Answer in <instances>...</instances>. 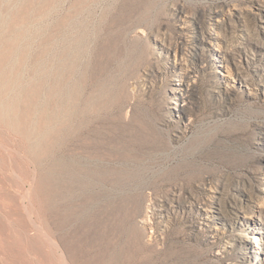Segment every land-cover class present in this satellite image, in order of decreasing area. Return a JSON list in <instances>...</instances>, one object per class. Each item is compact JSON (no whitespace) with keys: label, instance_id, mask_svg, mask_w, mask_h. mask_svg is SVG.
I'll list each match as a JSON object with an SVG mask.
<instances>
[{"label":"rangeland","instance_id":"374dc122","mask_svg":"<svg viewBox=\"0 0 264 264\" xmlns=\"http://www.w3.org/2000/svg\"><path fill=\"white\" fill-rule=\"evenodd\" d=\"M0 100V264H264V0H0Z\"/></svg>","mask_w":264,"mask_h":264},{"label":"bare ground","instance_id":"6f19581e","mask_svg":"<svg viewBox=\"0 0 264 264\" xmlns=\"http://www.w3.org/2000/svg\"><path fill=\"white\" fill-rule=\"evenodd\" d=\"M146 12V11H145ZM50 41V40H49ZM64 41V40H63ZM55 43V42H54ZM78 45V44H77ZM71 47V46H70ZM69 48V47H68ZM65 49V48H64ZM68 50V49H67ZM69 51V50H68ZM66 51V52H68ZM58 52V51H57ZM60 53V52H59ZM64 53V52H63ZM73 53V52H72ZM72 55V54H71ZM63 56V55H62ZM60 58V57H59ZM74 58V57H73ZM76 58V57H75ZM37 59V58H36ZM47 60V59H46ZM61 60V59H60ZM74 60V59H73ZM41 61V60H40ZM76 61V60H75ZM77 62V61H76ZM50 63V62H49ZM71 63V61H70ZM78 63V62H77ZM80 63V62H79ZM55 64V63H54ZM64 64V63H63ZM75 64V63H74ZM39 65V64H38ZM60 65V63L58 64ZM67 66V63L65 64ZM69 65V64H68ZM78 65V64H77ZM80 65V64H79ZM52 66V65H51ZM65 66V67H66ZM41 67V66H40ZM57 68V67H56ZM63 68V67H62ZM67 68V67H66ZM64 68V69H66ZM72 68V67H71ZM75 69V67H73ZM41 69V68H40ZM46 69V68H45ZM49 69V68H48ZM54 69V68H53ZM69 70V69H68ZM38 71V70H37ZM40 71V70H39ZM50 71V70H49ZM70 71H74L73 69ZM61 72V71H60ZM59 72V73H60ZM68 72V71H67ZM35 73V72H34ZM53 73V71H52ZM57 73V72H56ZM74 73V72H73ZM49 74V73H48ZM38 75V74H37ZM36 75V76H37ZM59 75V74H58ZM69 75V74H68ZM57 76V75H55ZM82 76V75H81ZM42 77V76H41ZM44 77V76H43ZM63 77V76H62ZM67 77V75H66ZM70 77V76H68ZM67 77V78H68ZM83 77V76H82ZM37 78V77H36ZM51 78V77H50ZM55 78V77H54ZM38 79V78H37ZM41 79V78H40ZM63 79V78H62ZM66 79V78H65ZM74 79V78H73ZM72 79V80H73ZM81 79V78H80ZM54 80V79H53ZM82 80V79H81ZM46 81V80H45ZM77 81V79H76ZM49 84V83H47ZM45 85V84H44ZM79 83L77 82H72L69 84L68 81L66 80H61L53 83V86L49 87L46 90L47 98L48 101L50 102V107H51V114L49 115L48 121H49V130H48V135L50 136L51 144V154L52 157L55 155V149L59 147L58 143V138L61 135L62 140L66 141L68 139L69 135V128H70V122H71V115L73 114L76 103L78 100V86ZM76 86V88H75ZM32 88V87H31ZM40 89V86H36V90L38 91ZM43 89V88H42ZM45 89V88H44ZM23 95V94H22ZM36 95L39 96V94L36 92ZM45 95V94H44ZM20 96V95H19ZM79 96V95H78ZM81 96V95H80ZM13 97V96H12ZM41 97V96H40ZM20 98V97H19ZM44 98V97H43ZM46 98V99H47ZM77 98V99H76ZM18 99V98H17ZM15 101V100H14ZM41 102V101H40ZM85 102V101H84ZM80 103V100H79ZM89 103V102H88ZM14 104V103H13ZM86 104V103H85ZM91 104V103H90ZM89 104V105H90ZM9 105V104H8ZM78 105V104H77ZM87 105V106H89ZM0 106L4 107V103L0 100ZM35 108L37 109H42L43 105L41 104H36ZM84 108V106H83ZM4 109V108H3ZM8 111V110H7ZM46 113V112H45ZM29 114V113H28ZM12 115V114H11ZM25 115V114H24ZM36 115V114H35ZM74 115V114H73ZM81 115V114H80ZM3 117V116H2ZM23 117V116H22ZM10 118V117H9ZM24 119V118H23ZM46 119V118H45ZM45 121V120H44ZM47 121V122H48ZM43 123V122H42ZM43 125V124H42ZM74 131V130H73ZM73 133V132H72ZM26 134V133H25ZM76 134V133H75ZM48 136V137H49ZM59 136V137H58ZM43 137V136H42ZM60 137V138H61ZM67 149V148H66ZM58 152V151H57ZM47 157V156H46ZM65 160V159H64ZM54 161V160H53ZM67 165V164H66ZM65 165V166H66ZM70 166V165H69ZM52 167V166H51ZM54 167V168H53ZM53 170H55V166H53ZM69 169V168H68ZM63 170V169H62ZM54 176V175H53ZM55 179V178H54ZM53 179V180H54ZM120 181V180H119ZM111 196V195H110ZM85 206V205H84ZM260 234V233H259ZM109 250V249H108Z\"/></svg>","mask_w":264,"mask_h":264}]
</instances>
